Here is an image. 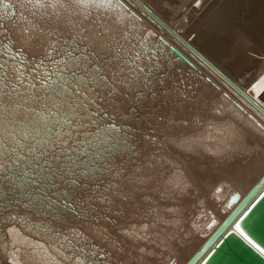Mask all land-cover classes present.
<instances>
[{"label": "bare ground", "instance_id": "6f19581e", "mask_svg": "<svg viewBox=\"0 0 264 264\" xmlns=\"http://www.w3.org/2000/svg\"><path fill=\"white\" fill-rule=\"evenodd\" d=\"M233 2L0 0L4 99L66 79L74 106L23 192L8 177L18 122L0 112V264H186L230 194L264 182V0L250 27Z\"/></svg>", "mask_w": 264, "mask_h": 264}, {"label": "water", "instance_id": "95a60500", "mask_svg": "<svg viewBox=\"0 0 264 264\" xmlns=\"http://www.w3.org/2000/svg\"><path fill=\"white\" fill-rule=\"evenodd\" d=\"M170 48L194 65L176 46L170 45ZM236 203L220 224L214 216L209 220L207 226H216L215 229L186 264H264V252L258 251L236 230L239 224L253 240L264 247V182L257 183L243 197L240 191H233L227 205Z\"/></svg>", "mask_w": 264, "mask_h": 264}, {"label": "rangeland", "instance_id": "374dc122", "mask_svg": "<svg viewBox=\"0 0 264 264\" xmlns=\"http://www.w3.org/2000/svg\"><path fill=\"white\" fill-rule=\"evenodd\" d=\"M171 1L176 3V4L177 3L178 4H182L186 0H171ZM232 1H234L233 5L236 7V13L241 14L240 15V17H241L240 19L242 21L249 22V23H247V25H249L250 22H251V20H250L251 18H249V17H251L250 16L251 10H252L253 6L255 5V3L258 0H232ZM244 15L246 16V18H245ZM249 27H250V25H249ZM254 27H255L257 33L260 32V31L261 32L264 31V13L260 12L258 14H255ZM245 32L247 34L249 33V31H247V30H245ZM129 90H131V92H134L135 88H133V86H132V89H129ZM104 105H105L106 109H109V111H113L114 110L112 113L117 112L116 104H115L114 101L110 102L109 100H107V101H105ZM107 106H110V108L107 107ZM114 163H116V162H114ZM77 190H75L73 192H69V190H68V192H67V189L64 186H61L58 189H55L54 191H52V193L55 194V195L63 194L65 196H68L69 198L76 199L78 202L84 203L82 205L85 206V208H89L90 205H96L98 207V211H100V212H102L105 209L106 205L104 204V202L100 201V196L99 197L94 196L93 199H92V204H90V201L88 200V192H87L88 190L87 191H86V189H83V190L82 189H77ZM79 191L80 192L84 191L85 194L82 192V194L80 195ZM75 192L77 194H75ZM114 210H116V209L114 208ZM58 224H60V227H63V228L64 227L65 228H67V227L73 228L78 223L77 222L75 224H73V222L69 223V221L67 220V221H60ZM8 260H10V259L8 258Z\"/></svg>", "mask_w": 264, "mask_h": 264}, {"label": "snow or ice", "instance_id": "6c2138e0", "mask_svg": "<svg viewBox=\"0 0 264 264\" xmlns=\"http://www.w3.org/2000/svg\"><path fill=\"white\" fill-rule=\"evenodd\" d=\"M198 2H199V0H198ZM73 43H74V41H73ZM97 67H99V65H97ZM101 71H103L102 68H101ZM261 82L264 83V80H262ZM236 230L239 231L241 233V235L244 236V238L246 240H248V242L250 244H252L258 251L264 252V247H261L260 244H258L255 240H253L251 238V236H249L248 233L245 232L244 229L240 227L239 224L236 225Z\"/></svg>", "mask_w": 264, "mask_h": 264}]
</instances>
